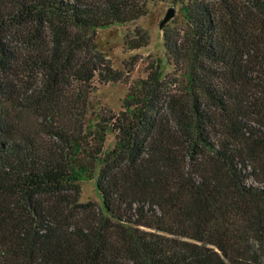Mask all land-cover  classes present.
I'll list each match as a JSON object with an SVG mask.
<instances>
[{"label": "trees", "instance_id": "16d2710c", "mask_svg": "<svg viewBox=\"0 0 264 264\" xmlns=\"http://www.w3.org/2000/svg\"><path fill=\"white\" fill-rule=\"evenodd\" d=\"M151 1L0 0V264H264V0H188L174 72L87 124L94 79L124 80L97 30Z\"/></svg>", "mask_w": 264, "mask_h": 264}, {"label": "rangeland", "instance_id": "374dc122", "mask_svg": "<svg viewBox=\"0 0 264 264\" xmlns=\"http://www.w3.org/2000/svg\"><path fill=\"white\" fill-rule=\"evenodd\" d=\"M188 0H158L148 4V14L134 24L125 26H112L99 29L96 32L98 51L109 61L113 69L123 73V81L119 83H101L99 76L94 79L95 91L91 98V108L87 116V124L93 127L98 115L105 110L120 114L123 110V100L126 98L129 85L140 79L147 78L148 64L153 61H162L164 75L174 72L173 66L166 60L164 33L166 30L188 32L191 31L189 19L183 11V6ZM173 11V16L166 21L167 15ZM147 34L150 38L149 45L139 51L128 52L127 40ZM136 58V66L131 67ZM134 62V63H135ZM129 64V65H128ZM116 143V133L107 136L104 153L112 151ZM98 174V172H97ZM97 174L93 180L82 181L81 202H97L103 205V199L97 188Z\"/></svg>", "mask_w": 264, "mask_h": 264}, {"label": "water", "instance_id": "95a60500", "mask_svg": "<svg viewBox=\"0 0 264 264\" xmlns=\"http://www.w3.org/2000/svg\"><path fill=\"white\" fill-rule=\"evenodd\" d=\"M173 16V11H170L167 15L166 21L169 20Z\"/></svg>", "mask_w": 264, "mask_h": 264}]
</instances>
